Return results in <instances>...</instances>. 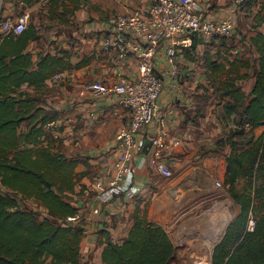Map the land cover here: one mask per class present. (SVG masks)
I'll use <instances>...</instances> for the list:
<instances>
[{
	"label": "crops",
	"instance_id": "obj_1",
	"mask_svg": "<svg viewBox=\"0 0 264 264\" xmlns=\"http://www.w3.org/2000/svg\"><path fill=\"white\" fill-rule=\"evenodd\" d=\"M155 1L0 0L2 20L30 13L26 31L22 36L7 37L0 45L1 53H7L8 59L25 55L32 63L30 71L36 70L46 55L64 57L72 65L46 79L42 86L24 81L8 83V87L27 105L21 109L28 118L17 127L19 137L30 132V121L39 107V118H50L44 125L42 143L80 159L75 189L62 195L85 227L80 264H104L103 247L108 241L123 242L136 215L146 216L167 230L175 245L173 258L212 263L214 247L240 211L226 185L232 153L230 131L238 126L225 121L229 116L224 105L235 101L227 93L232 85L244 101L251 98L255 69L259 68L251 37L264 33V0H247L236 14L232 12L233 0L200 1L198 10L206 19L232 21L236 42L231 45L226 39L206 40L192 34L193 45L177 49V76L171 74L167 62L169 43L160 46L154 68L164 80L158 100L163 120L151 122L140 132L138 138H144L145 147L137 151L120 147L116 140L120 127L129 121L119 96H97L87 85L93 81L112 85L123 76L138 78L137 59L104 51L102 38L112 14L131 13ZM250 13L251 21L246 17ZM238 23L242 24L239 31ZM246 128L245 140L264 130V126ZM159 137L164 146L156 153ZM17 143L18 149L32 146L30 139L18 138ZM124 153L128 155L124 166L136 168L132 189L109 201L99 200L102 186L118 177L116 162ZM160 163L172 171L171 176L158 171ZM217 181L222 186H217ZM243 185L244 180L239 181L237 189ZM22 205L46 215L34 199L23 200Z\"/></svg>",
	"mask_w": 264,
	"mask_h": 264
},
{
	"label": "trees",
	"instance_id": "obj_2",
	"mask_svg": "<svg viewBox=\"0 0 264 264\" xmlns=\"http://www.w3.org/2000/svg\"><path fill=\"white\" fill-rule=\"evenodd\" d=\"M23 33L5 36L0 45L7 37ZM251 41L259 65L251 98L244 101L229 84L227 93L235 101L224 105L229 116L225 121L238 126L230 131L232 153L226 185L240 211L214 247L212 264H264V130L258 137L245 140L246 125L251 129L264 126V33H255ZM31 64L25 55L8 59L0 46V264H80L85 227L79 222L69 224L67 217L76 215V209L62 197L75 189L80 159L42 143L44 125L50 118H39V107L30 121V132L19 137L17 127L28 118L21 109L27 105L8 87V83L24 81L42 86L46 79L72 65L64 57L52 55H46L36 70H29ZM4 88L8 91L3 92ZM18 138L30 139L32 146L18 149ZM241 180L244 185L238 190ZM26 199L38 202L46 215L23 206ZM251 215L256 219L252 232L246 229ZM174 253L167 230L146 216L136 215L127 238L121 243L108 241L101 257L104 264H169Z\"/></svg>",
	"mask_w": 264,
	"mask_h": 264
},
{
	"label": "built area",
	"instance_id": "obj_3",
	"mask_svg": "<svg viewBox=\"0 0 264 264\" xmlns=\"http://www.w3.org/2000/svg\"><path fill=\"white\" fill-rule=\"evenodd\" d=\"M200 1L202 0H156L145 8L131 13H115L109 17V27L102 38V49L114 50L122 58L134 56L137 59L139 76L136 79L123 76L112 85L93 81L87 88L97 96L118 95L120 105L128 112V123L121 126L116 134L120 147L142 151L145 140L138 138L140 132L151 122L163 120L158 100L164 80L154 68L156 55L163 43H169L167 62L171 74L177 76L180 72L177 49L181 46L191 47L192 34H199L206 40L229 39L233 35L232 21L206 19L198 10ZM246 2L247 0H233L232 12L238 13ZM29 20V12H23L17 18L0 19V41L5 36L23 33L28 28ZM55 77L60 78L58 75ZM163 146L162 138H157L155 152L159 153ZM127 159L128 155L125 153L120 156L116 162L119 175L102 186L97 194L99 200L109 201L120 192L132 189L136 168L124 166ZM158 171L166 177L172 175V171L163 163L158 165ZM216 185L222 186V183L217 181ZM67 220L78 222L80 215L69 216ZM255 226L256 219L251 215L246 229L252 232Z\"/></svg>",
	"mask_w": 264,
	"mask_h": 264
},
{
	"label": "rangeland",
	"instance_id": "obj_4",
	"mask_svg": "<svg viewBox=\"0 0 264 264\" xmlns=\"http://www.w3.org/2000/svg\"><path fill=\"white\" fill-rule=\"evenodd\" d=\"M246 12H249V11H247V9H246ZM246 17H247L248 20H250V21L253 19V18L251 17V13L248 14V15H246ZM240 26H242V24L238 23V26L236 27V30H237V31H239V30H238V27H240ZM236 30H235V32H236ZM235 32H234V33H235ZM222 39H224V38H222ZM226 42H227L228 44L233 45V44L236 42L235 34H233L229 39H226ZM230 216H231V214H230ZM86 264H88V263H86ZM169 264H212V263H210V262H204V261H198V262H186V261H180V260L178 259V257H174V258H172V259L170 260Z\"/></svg>",
	"mask_w": 264,
	"mask_h": 264
},
{
	"label": "water",
	"instance_id": "obj_5",
	"mask_svg": "<svg viewBox=\"0 0 264 264\" xmlns=\"http://www.w3.org/2000/svg\"><path fill=\"white\" fill-rule=\"evenodd\" d=\"M69 224H70L71 226L74 225V223H72V222H70Z\"/></svg>",
	"mask_w": 264,
	"mask_h": 264
}]
</instances>
